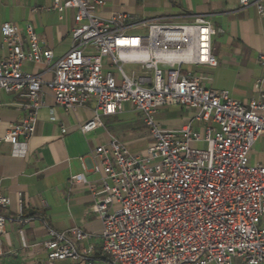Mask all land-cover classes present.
Here are the masks:
<instances>
[{
  "label": "built area",
  "instance_id": "1",
  "mask_svg": "<svg viewBox=\"0 0 264 264\" xmlns=\"http://www.w3.org/2000/svg\"><path fill=\"white\" fill-rule=\"evenodd\" d=\"M252 3L264 16V1L240 0L244 7ZM104 4L54 0L47 9L61 18L74 11L71 37L77 42L52 67L51 81L23 70L25 62L50 65L54 59L33 25L27 23L24 34L11 23L0 29L9 49L0 61V107L5 94L24 100L18 104L24 115L10 125L4 142L24 145L27 153L45 90L66 111L95 102V117L81 127L83 133L128 106L141 115L152 141L143 153H132L117 139L93 151L98 180L85 174L71 180L88 190L102 222L101 257L91 233L49 229L42 244L46 264H264V164L251 162L264 135V93L246 106L229 91L207 86L211 77L201 70L217 67L213 38L224 32L210 15L190 23L127 15L103 20L96 10ZM126 65L133 68L130 74ZM171 105L195 111L194 120L165 129L157 115ZM194 122L205 125L196 129ZM10 205L0 193V256ZM31 221L20 214V224Z\"/></svg>",
  "mask_w": 264,
  "mask_h": 264
},
{
  "label": "crops",
  "instance_id": "2",
  "mask_svg": "<svg viewBox=\"0 0 264 264\" xmlns=\"http://www.w3.org/2000/svg\"><path fill=\"white\" fill-rule=\"evenodd\" d=\"M53 5L54 0H0V29L4 23H11L24 34L29 23L43 45L53 52L50 65L23 64L24 71L41 73L46 81L54 78L52 67L58 59L77 44L71 37L75 26L74 11H67L61 18L57 11L47 10ZM96 15L103 20L127 15L134 20L167 23H190L194 17L210 15L214 26L224 32L213 38L217 67L201 70L211 77L207 86L215 91H229L234 100L246 106L264 93V61L260 60L264 55V16L258 14L253 3L244 7L240 0H105V4L97 8ZM8 53L0 32V61ZM258 81H262L260 89H256ZM42 99L44 106L25 155L22 154L24 145L13 146L3 141L10 125L22 119L24 113L18 104L24 100L11 94H5L2 99L0 193L11 199V205L6 212L7 236L4 237L0 264H46L47 250L42 244L48 239L49 229L63 232L80 228L91 233L101 257L102 222L91 209L88 190L72 184L71 179L85 174L88 180L97 181L99 177L93 171V151L112 139L126 147L151 141L141 115L132 112L128 106L124 113L103 117L102 125L83 133L81 127L95 117V102L78 106L75 111H66L56 105L50 91L45 90ZM162 109L157 120L165 129L186 126L196 114L183 107L179 119L168 118ZM53 117H57L58 122L53 121ZM204 125L193 123L196 129H202ZM63 128L67 130L65 134ZM148 147L142 148L140 153ZM251 162L264 164V135L252 150ZM21 213L32 221L20 224ZM56 264L72 263L60 261Z\"/></svg>",
  "mask_w": 264,
  "mask_h": 264
},
{
  "label": "rangeland",
  "instance_id": "3",
  "mask_svg": "<svg viewBox=\"0 0 264 264\" xmlns=\"http://www.w3.org/2000/svg\"><path fill=\"white\" fill-rule=\"evenodd\" d=\"M124 68L128 74H130L133 71V68L129 65H126ZM182 108H183L182 106L171 105L169 107H163L162 111H163L164 116L168 118L175 117L179 119L182 115ZM151 144H152V141H150L149 143L145 141L143 144L131 145V146H128L127 148L132 153H140L142 148H145L147 145L150 146Z\"/></svg>",
  "mask_w": 264,
  "mask_h": 264
}]
</instances>
